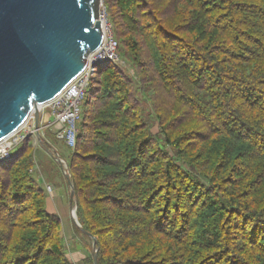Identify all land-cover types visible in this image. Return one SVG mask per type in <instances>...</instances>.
I'll return each mask as SVG.
<instances>
[{"label": "trees", "instance_id": "trees-1", "mask_svg": "<svg viewBox=\"0 0 264 264\" xmlns=\"http://www.w3.org/2000/svg\"><path fill=\"white\" fill-rule=\"evenodd\" d=\"M102 2L127 66L63 144L98 264H264V0ZM34 161L29 136L0 162V264H75Z\"/></svg>", "mask_w": 264, "mask_h": 264}, {"label": "water", "instance_id": "water-1", "mask_svg": "<svg viewBox=\"0 0 264 264\" xmlns=\"http://www.w3.org/2000/svg\"><path fill=\"white\" fill-rule=\"evenodd\" d=\"M101 1L0 0V140L17 130L30 113L38 129V106L55 98L83 71L88 54L102 42ZM57 159L67 165L65 158ZM63 173L73 201L71 219L91 238L93 264H98L94 237L76 216L68 165Z\"/></svg>", "mask_w": 264, "mask_h": 264}, {"label": "built area", "instance_id": "built-area-1", "mask_svg": "<svg viewBox=\"0 0 264 264\" xmlns=\"http://www.w3.org/2000/svg\"><path fill=\"white\" fill-rule=\"evenodd\" d=\"M98 21L103 36L102 42L97 49L88 54V60L83 71L55 98L39 106L40 118L38 129L34 127V116L30 113L17 130L0 140V162L8 159L13 149L26 137L30 136L33 143L36 141L40 143V139L45 136L43 124H45L55 137L68 149H73L75 147L77 123L80 120L81 102L87 92L96 67L103 63L119 62L117 53L118 42L114 34L113 25L108 18L102 1L99 5ZM45 109L46 112H44ZM44 116L45 123L42 122ZM38 132L40 137H38ZM60 160L63 172H65L67 165L62 159ZM37 168L38 165L35 159L33 169L30 171L34 172ZM44 188L48 194L52 192V187L50 185H45Z\"/></svg>", "mask_w": 264, "mask_h": 264}, {"label": "rangeland", "instance_id": "rangeland-1", "mask_svg": "<svg viewBox=\"0 0 264 264\" xmlns=\"http://www.w3.org/2000/svg\"><path fill=\"white\" fill-rule=\"evenodd\" d=\"M117 64L127 66L120 59V57L119 62ZM44 112H46V109L44 110ZM43 128L45 135L44 139L47 143V147H43V145L39 143V141H36L34 143L32 141V145L35 148V159L38 165V168L34 171V174L40 185L43 186V181H46L52 187V191L54 190L55 186L56 188H61L63 186V188H65L67 192V195L69 196V186L64 176L61 163H59L57 159L58 157L66 158L67 151L63 146V143L55 137V135L51 132L48 127L45 126V124H43ZM51 150L53 151L52 154H54V156L51 155ZM72 207L70 206V208L68 209L67 205L62 204L61 202H59L58 204L59 217L61 219L63 235L65 237L66 248L68 249L69 257H72V250H75L77 248L81 252H84L83 249H88L89 247L88 240L83 238L75 230V225L71 219V216L69 215L71 213ZM47 209H49L48 206ZM69 239H71L70 243L67 244ZM83 256H87L86 250Z\"/></svg>", "mask_w": 264, "mask_h": 264}, {"label": "crops", "instance_id": "crops-1", "mask_svg": "<svg viewBox=\"0 0 264 264\" xmlns=\"http://www.w3.org/2000/svg\"><path fill=\"white\" fill-rule=\"evenodd\" d=\"M42 122L45 123V116H44V119L42 118ZM43 182H44L43 187L45 185H50L46 181H43ZM47 195L49 196V198L47 196V200H46V207L47 206L49 207L48 211L53 212V213H56V214L59 215V211H58V204H59V202H61L64 205H67L68 206V209L70 208V203H69V200H68V195H67V192H66L65 188H63V186L61 188H59V187L56 188V186H55L54 190L50 194H47ZM70 240L71 239H69V241L67 242V244L70 243ZM83 251L84 252H81L80 250H78L76 248L75 250H72V252H71L72 257H69V256L68 257L75 264H83V258H84L83 255L85 253V249H83Z\"/></svg>", "mask_w": 264, "mask_h": 264}, {"label": "bare ground", "instance_id": "bare-ground-1", "mask_svg": "<svg viewBox=\"0 0 264 264\" xmlns=\"http://www.w3.org/2000/svg\"><path fill=\"white\" fill-rule=\"evenodd\" d=\"M38 109H39V106H38Z\"/></svg>", "mask_w": 264, "mask_h": 264}]
</instances>
